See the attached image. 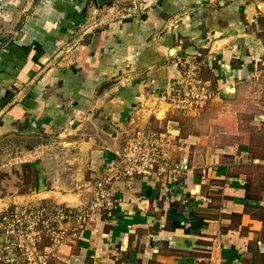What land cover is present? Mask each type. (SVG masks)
I'll return each instance as SVG.
<instances>
[{"label": "crops", "instance_id": "crops-1", "mask_svg": "<svg viewBox=\"0 0 264 264\" xmlns=\"http://www.w3.org/2000/svg\"><path fill=\"white\" fill-rule=\"evenodd\" d=\"M189 68L212 84L210 116L251 103L261 127L240 145L197 132L201 109L168 102ZM261 76L264 0H0V211L82 206L153 128L180 172L115 182L50 264H264Z\"/></svg>", "mask_w": 264, "mask_h": 264}, {"label": "built area", "instance_id": "built-area-1", "mask_svg": "<svg viewBox=\"0 0 264 264\" xmlns=\"http://www.w3.org/2000/svg\"><path fill=\"white\" fill-rule=\"evenodd\" d=\"M214 97L212 84L189 68L172 84L168 102L174 110L188 113L206 107ZM62 136L59 134V138ZM168 145L167 135L137 128L115 153L117 159L110 163L108 174L96 184L90 200L82 206H50L31 213L1 211L0 262L50 264L60 247L76 237L94 214L112 205L115 182L150 177L155 172L168 181L171 173L180 172V166L171 163L166 155Z\"/></svg>", "mask_w": 264, "mask_h": 264}, {"label": "rangeland", "instance_id": "rangeland-1", "mask_svg": "<svg viewBox=\"0 0 264 264\" xmlns=\"http://www.w3.org/2000/svg\"><path fill=\"white\" fill-rule=\"evenodd\" d=\"M262 84H264V76H261L258 79V85H262ZM208 107L209 105H207L206 107L202 108L199 112H197L199 117H196L197 115L196 116L190 115V116L195 117L198 120L197 126L199 127V129H197V132L200 133V132L207 131L209 134H212V135L214 134L215 136L217 135L216 138L218 137V140H219L218 142H216L217 145L224 144V143L225 144L235 143L237 145H240L243 142L241 140H238L240 137L244 138V136L248 134L249 132H254L256 128L261 127L260 125H257V122L256 123L252 122L254 121L255 116L260 115L258 114L259 113L258 105H254L251 103L249 104L244 103L242 107L236 106L233 109L229 108V109H226L225 112L222 110V107L217 106L215 109L216 112L214 113L213 116H210ZM258 130H261V129H258ZM232 137H234L238 141H231ZM213 138L215 137L213 136ZM15 181H18V177L15 178ZM257 188H258V185L255 187V189ZM4 191L7 195L9 194L15 195L13 193H15V191L17 190H14L12 191V193H10L11 188L9 187V188L4 189ZM22 191H26L27 194H30L35 191L37 192V190L32 189L31 187L22 188ZM39 202L41 203L37 204V202H31L29 206L21 210L24 212L27 211L28 213H31V212H35L39 210L40 208L41 209L48 208L51 206L50 205L51 203H46L45 201H41V200H39ZM18 208H20L18 204H13V206L9 210L12 212H18L19 210ZM0 214H1V211H0Z\"/></svg>", "mask_w": 264, "mask_h": 264}, {"label": "trees", "instance_id": "trees-1", "mask_svg": "<svg viewBox=\"0 0 264 264\" xmlns=\"http://www.w3.org/2000/svg\"><path fill=\"white\" fill-rule=\"evenodd\" d=\"M113 0H111V2H112Z\"/></svg>", "mask_w": 264, "mask_h": 264}]
</instances>
